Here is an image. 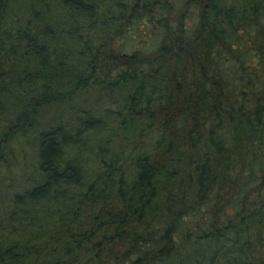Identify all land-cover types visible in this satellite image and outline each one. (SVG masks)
I'll return each mask as SVG.
<instances>
[{
	"label": "trees",
	"instance_id": "obj_1",
	"mask_svg": "<svg viewBox=\"0 0 264 264\" xmlns=\"http://www.w3.org/2000/svg\"><path fill=\"white\" fill-rule=\"evenodd\" d=\"M0 264H264V0H0Z\"/></svg>",
	"mask_w": 264,
	"mask_h": 264
},
{
	"label": "rangeland",
	"instance_id": "obj_2",
	"mask_svg": "<svg viewBox=\"0 0 264 264\" xmlns=\"http://www.w3.org/2000/svg\"><path fill=\"white\" fill-rule=\"evenodd\" d=\"M50 115H51V113H49V115H47V116L49 117ZM109 126H110V129H111V126L112 125L110 124ZM110 129L108 131H110ZM105 132H106V130H105ZM105 136H106L105 138H109L110 137V134L108 135L107 132H106ZM82 157H83V163H84L83 168H85L86 170L89 169V168H92L93 166L91 165V163L89 161V159L91 158L89 156V154L88 155H85V156L82 155Z\"/></svg>",
	"mask_w": 264,
	"mask_h": 264
}]
</instances>
